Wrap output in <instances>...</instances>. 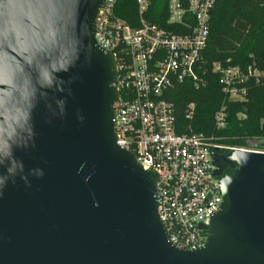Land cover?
Instances as JSON below:
<instances>
[{
    "label": "water",
    "instance_id": "1",
    "mask_svg": "<svg viewBox=\"0 0 264 264\" xmlns=\"http://www.w3.org/2000/svg\"><path fill=\"white\" fill-rule=\"evenodd\" d=\"M104 2L0 0V264H264V153L214 152L206 245L170 242L158 174L117 144Z\"/></svg>",
    "mask_w": 264,
    "mask_h": 264
},
{
    "label": "built area",
    "instance_id": "2",
    "mask_svg": "<svg viewBox=\"0 0 264 264\" xmlns=\"http://www.w3.org/2000/svg\"><path fill=\"white\" fill-rule=\"evenodd\" d=\"M155 1L137 0L134 26L116 14L119 0H105L95 21V36L117 62V144L134 154L145 170L158 174L156 202L172 245L196 251L206 245L208 229L203 225L221 211L224 200L220 177L215 175L214 152L264 153V148L259 138L232 147L216 143L213 135L181 132L167 94L178 85L206 86L201 77L206 71L203 52L216 0H168L166 26L147 18ZM212 71L219 74L227 101H245L248 82L264 79V72L255 65L215 63ZM195 109V104L188 105L189 118ZM214 120L217 128L227 127L225 103Z\"/></svg>",
    "mask_w": 264,
    "mask_h": 264
},
{
    "label": "trees",
    "instance_id": "3",
    "mask_svg": "<svg viewBox=\"0 0 264 264\" xmlns=\"http://www.w3.org/2000/svg\"><path fill=\"white\" fill-rule=\"evenodd\" d=\"M167 2L156 0L147 18L166 26ZM116 14L136 26L137 0H119ZM203 61L206 71L201 77L206 86L178 85L167 94L168 101L175 106L181 132L213 135L216 143L232 147L259 138L264 148V79L261 83L248 82L245 101H227L219 74L212 71L213 64L220 63L224 67L255 65L264 72V0H216ZM192 103L196 109L189 118L187 107ZM224 103L228 125L219 129L214 116Z\"/></svg>",
    "mask_w": 264,
    "mask_h": 264
},
{
    "label": "flooded vegetation",
    "instance_id": "4",
    "mask_svg": "<svg viewBox=\"0 0 264 264\" xmlns=\"http://www.w3.org/2000/svg\"><path fill=\"white\" fill-rule=\"evenodd\" d=\"M220 155H224V154H220ZM229 170H230V169H226V170H225V173H229Z\"/></svg>",
    "mask_w": 264,
    "mask_h": 264
}]
</instances>
